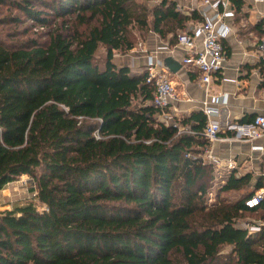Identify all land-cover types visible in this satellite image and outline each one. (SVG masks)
<instances>
[{"label": "trees", "instance_id": "trees-1", "mask_svg": "<svg viewBox=\"0 0 264 264\" xmlns=\"http://www.w3.org/2000/svg\"><path fill=\"white\" fill-rule=\"evenodd\" d=\"M0 6V27L16 29H0V192L25 175L35 186L29 203L0 210V264H264V200L246 205L264 179L231 174L208 204L217 176L203 160L208 117L166 124L146 72L114 62L134 49L133 28L147 32L149 14L173 47L198 13L178 15L174 0L151 13L137 0ZM35 28L48 29L44 42L17 38ZM246 217L261 230L245 229Z\"/></svg>", "mask_w": 264, "mask_h": 264}, {"label": "crops", "instance_id": "crops-1", "mask_svg": "<svg viewBox=\"0 0 264 264\" xmlns=\"http://www.w3.org/2000/svg\"><path fill=\"white\" fill-rule=\"evenodd\" d=\"M190 1L187 0L185 7L190 6ZM240 1L241 9L234 10L235 16L226 19L231 32L223 41L226 54L224 68L214 75L208 90L201 82L199 71L183 64L185 52L182 47L175 44L173 48L168 45L173 52L164 54L165 58L181 65L176 72H172L167 66L179 94L178 101L172 105L176 119L202 111L205 101L210 102L212 97L226 94L227 103L217 104L218 113L208 117V122L221 124V135L224 138H231L235 134L228 129V124L250 123L256 116H264V61L258 49V43L264 37V0ZM260 23L261 26L258 27ZM164 45L167 43L153 33L145 49L152 51ZM131 55V59L124 60L120 65L115 64L119 67H129L136 73L143 72L145 54L132 51ZM254 145L264 147V137L253 142L228 139L212 144V150L220 160V165L215 167L220 187L231 174L236 177L250 174L252 183L257 182L264 170V150L254 151ZM230 162L234 164L233 169L227 166ZM260 190L264 191V188Z\"/></svg>", "mask_w": 264, "mask_h": 264}, {"label": "built area", "instance_id": "built-area-1", "mask_svg": "<svg viewBox=\"0 0 264 264\" xmlns=\"http://www.w3.org/2000/svg\"><path fill=\"white\" fill-rule=\"evenodd\" d=\"M260 2L262 0H255ZM178 15H191L198 13L203 19L201 22L192 23L189 33H180L177 37V46L184 50L183 64L197 69L201 75V82L208 90L213 81L214 75L219 73L226 61V54L223 41L228 37L231 28L226 23V19L233 18L235 11L230 0H191L190 6L182 8L177 5L174 10ZM42 29V28H41ZM174 48V47H173ZM258 49L264 61V37L258 43ZM173 50L168 45L160 46L155 50L145 49V68L147 82L155 87L152 104L161 111L160 119L168 125L176 124V117L172 110V105L178 101L179 94L175 87L171 74L165 62L166 53ZM227 96L212 97L210 102L203 103V113L207 117L217 114L219 103L226 104ZM228 129L235 134L231 138H224L221 133L223 128L219 122H208L204 136L211 143L206 148L203 160L213 164L215 167L220 165L219 158L212 150V144L218 141L235 140L240 142H253L264 137V116L258 115L250 123H231ZM183 132V129H180ZM254 151H263V146H252ZM190 156V155H189ZM229 169L234 168L232 162L227 164ZM264 179V170L260 174ZM218 179V178H217ZM264 200V191L259 190L254 193L251 199L246 202L249 208L259 205ZM242 226L250 233L259 232L263 226L258 223H242Z\"/></svg>", "mask_w": 264, "mask_h": 264}, {"label": "rangeland", "instance_id": "rangeland-1", "mask_svg": "<svg viewBox=\"0 0 264 264\" xmlns=\"http://www.w3.org/2000/svg\"><path fill=\"white\" fill-rule=\"evenodd\" d=\"M139 3H142L144 5H146L150 11V13L153 11V8L157 5H159L161 3L162 0H137ZM176 1V3L180 6H182V8H185V5L187 4V0H174ZM8 11L7 7H2L0 6V14L4 13L6 14ZM149 27L147 32H142L136 28H133L131 30V36L133 38V40L135 41V47L134 49H132L131 51L128 52H116L114 55V62L117 65H120L122 62L127 61L128 59H131V57L133 55H131L132 51H134V53L136 54H142L145 51V45L147 44V42L149 41L151 35L153 34L152 29V16L151 14H149ZM61 21V19L57 20V22L59 23ZM193 22L188 23L187 26H189V28L191 27ZM31 24V22L25 23L24 25L18 26V30H21L23 28H25V26H29ZM0 29H4V30H11V32H15V26L13 25H5V26H1ZM46 30H48L47 28L45 29H40V28H35L30 32H26L25 34H20L19 39H27L30 37H34V38H39L41 39V37H39V34L41 32H45ZM181 32V31H180ZM23 33V32H22ZM46 40V38L42 37L41 41L44 42ZM105 56V50L104 49H100L98 52L97 57H100L101 59H103ZM125 60V61H124ZM216 183L214 185H212L211 190L208 193V204H213L216 199H217V194L220 188L219 185V179H215ZM34 190H35V186L33 183V180L31 178V176L29 175H25V176H21L19 179H17L14 182L9 183L4 190H2L0 192V210H6V209H11L13 205H24L27 204L31 201V198L34 195ZM239 193H228L225 194V197H228L229 201H233ZM223 196V195H222ZM251 219V220H250ZM255 218H244L242 219L240 222L241 224L250 220L252 221Z\"/></svg>", "mask_w": 264, "mask_h": 264}, {"label": "water", "instance_id": "water-1", "mask_svg": "<svg viewBox=\"0 0 264 264\" xmlns=\"http://www.w3.org/2000/svg\"><path fill=\"white\" fill-rule=\"evenodd\" d=\"M165 62L172 72H176L179 68H181L179 63L172 61L170 58H165Z\"/></svg>", "mask_w": 264, "mask_h": 264}]
</instances>
